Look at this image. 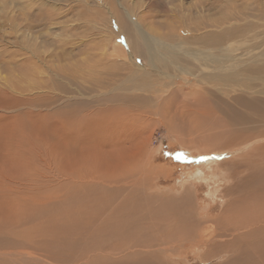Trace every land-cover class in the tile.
<instances>
[{"label":"rangeland","instance_id":"rangeland-1","mask_svg":"<svg viewBox=\"0 0 264 264\" xmlns=\"http://www.w3.org/2000/svg\"><path fill=\"white\" fill-rule=\"evenodd\" d=\"M121 5L143 23L144 30L151 36L167 43H162L159 51L170 62L156 55L149 60L147 43L123 15ZM238 6L241 9H237ZM114 11L124 18L119 16L121 19L116 21L117 16L111 14ZM223 20L228 22L204 28ZM119 22L125 23L119 25ZM202 23L206 25L190 31ZM228 27L239 30L221 39H207L209 33H220ZM114 44L119 51H115ZM22 46L36 50L40 47L39 58ZM222 65L229 67L223 69ZM224 70L243 74L236 78L238 82L222 80L226 76L217 79V72ZM142 75L147 76L146 82L138 79ZM127 83L130 85L126 86ZM263 94L264 0H0V236L3 237L0 239V264H20L14 257L31 255L40 257L39 264H54L56 260L55 264H73L70 253L78 251L81 254L84 242L88 247L102 243L101 250L109 252H103L106 259H101L102 264H109L107 254L113 253L110 251H114L111 257H125L123 261L118 259V264H148L145 257L150 256V252L154 255V251L158 255L156 264H260L257 259H264V251L259 256L257 248L242 250L233 244L219 248L218 241L224 237H211L214 227L226 223L219 220V214L227 199L221 191L229 182H217L219 189L214 192L208 180L196 175V170L203 158L219 153L222 154L219 161H230L228 158L242 156L257 144L247 146L253 141L250 140L241 145L247 138L263 135ZM240 98L241 102H246L242 103L246 109L240 104ZM257 113L262 116L257 117ZM229 115H239L238 122L235 118L231 120ZM81 126L82 131L86 129L85 142L80 139L83 134H79L78 127ZM114 137L126 142L128 145L122 147L128 146V149L114 147L117 151L110 154ZM100 142L101 146L96 145ZM238 149L243 150L236 152ZM134 150L136 152L131 153ZM89 152L99 153L97 158L101 162L95 166L98 170L90 165L97 155L94 157ZM260 153L256 158L263 161L264 151ZM118 156L124 158L125 166L114 164L120 161ZM84 159L87 162L83 163ZM261 167L264 168V164L251 169L247 167L245 175L258 178L255 186L263 189H260L259 200L264 202V175L256 172ZM106 169L109 170L106 172ZM81 170L90 175L93 170L99 173L105 170V173L89 180L92 182L87 180L89 183L84 186V179L76 178L75 174ZM236 171L240 169L235 168L233 173ZM239 185L243 186L240 182L238 190L230 191L233 200L243 193V187L241 189ZM119 186L116 189H122L124 195L129 188L128 199L120 198L122 194L117 195L121 191H115V187ZM183 190L189 196H183ZM174 196L176 199L183 197L176 200V207L181 210L174 207ZM116 199L118 203L124 199L127 205L116 204ZM184 200L189 203L185 204ZM186 211L204 225L203 228H192L198 234L182 233V220L191 215ZM233 212L229 213L231 217L237 213L233 217L241 218L238 212ZM167 214L178 216L177 222L172 224L178 232L171 227L166 230L162 227L164 221L170 223ZM260 214L258 218L261 219L264 209ZM95 216L99 221L97 226L102 228L92 235L94 227L89 228L88 223L94 224ZM148 221L155 225H149ZM114 227L116 231L112 229ZM139 228H142L140 232ZM149 230V234L144 232ZM56 235L62 237L56 238ZM147 236L151 239L148 241L155 239L157 243L144 242ZM192 236L200 238L193 242ZM29 237L40 241L31 242ZM185 237L189 240L181 245L179 241ZM212 238L216 242L211 241ZM101 239H105L104 242ZM122 240L124 245L128 241L134 243L128 242L130 248H126L120 245ZM197 240L200 243H196ZM135 241L145 243L135 246L139 252L133 249ZM153 244L167 249L153 248ZM114 245L117 247L112 248ZM119 246L126 249L122 251L120 247L117 252ZM144 246H147L146 250ZM93 247L100 253L99 244ZM208 250L211 253L206 255ZM161 257L166 262L161 261ZM90 260L86 259L94 264L96 262L92 260L98 259Z\"/></svg>","mask_w":264,"mask_h":264},{"label":"bare ground","instance_id":"bare-ground-1","mask_svg":"<svg viewBox=\"0 0 264 264\" xmlns=\"http://www.w3.org/2000/svg\"><path fill=\"white\" fill-rule=\"evenodd\" d=\"M121 1V0H120ZM120 4V3H119ZM234 7V6H233ZM241 7H242V5H241ZM117 8V7H116ZM121 8H122V12H123V15L124 16H126L127 18H128V20H130L129 22L132 24V26L133 27H135L136 28V30L139 32V34H140V36L142 37V39L145 41L144 43L146 44L147 43V46L149 47V50H148V52H147V57L149 58V60L153 57L154 58V56L156 55V56H161V58L162 59H165L166 61H168V62H170V60H167L166 58H165V56L162 54V53H160V51H159V49H161V48H159L161 45H162V43L163 44H167L166 42H164V41H161V40H159L158 38H155V36H151L152 34L151 33H149L147 30V32L144 30V28L145 27H143L144 25H143V23L139 20V19H134L129 13H130V11H129V9L126 7V6H122L121 5ZM234 8H236V7H234ZM238 8H240V6H238L237 7V9ZM241 9V8H240ZM116 10V9H115ZM234 10H236V9H234ZM242 10H243V7H242ZM117 11V10H116ZM116 11H114V12H111V14H112V16L113 17H115L116 18V14H115V12ZM239 11V10H238ZM237 11V12H238ZM263 12V11H262ZM117 13H118V11H117ZM120 14H122V13H120ZM241 14V13H240ZM119 16H121V15H119ZM119 16H117V19H115L116 21H118L119 19H121V18H124L123 16H121V18L119 17ZM236 17V16H235ZM136 18V17H135ZM236 21H237V19H235ZM228 21L227 20H223V21H219V22H217V24L216 25H208V26H206V27H204L205 25H206V23H202L201 24V26H199V27H197V28H194L193 30H190V31H196V30H198V29H200L201 27H204V28H207V27H215V26H217L219 23H221V24H225V23H227ZM109 23V22H108ZM120 23V22H119ZM123 23H125V22H121L119 25H123ZM143 25V26H142ZM131 26V27H132ZM149 26V25H148ZM127 27V26H126ZM125 27V28H126ZM132 27V28H133ZM235 27H228V28H226V29H224L222 32H220V33H216V34H214L213 32H211V33H209V36L207 37V39H211L212 37H215V38H213V39H221L223 36H227V35H229V34H233L232 33V31L233 32H235V30L237 29V28H235ZM20 29V28H19ZM123 29V28H122ZM121 29V30H122ZM146 29V28H145ZM127 30V29H126ZM135 30V31H136ZM237 30H239V29H237ZM124 31V30H123ZM136 31V32H137ZM237 32V31H236ZM235 32V33H236ZM18 33V32H17ZM136 34H138V33H136ZM23 35V34H22ZM107 36V35H106ZM134 36H135V34H134ZM139 36V35H138ZM25 37V36H24ZM157 37V36H156ZM141 39V40H142ZM136 40H138V39H136ZM139 40H140V38H139ZM211 41V40H210ZM26 43L28 44V45H30V41L29 40H27L26 41ZM164 46V45H163ZM23 48L22 49H26L27 51H29L32 55H34V56H36L37 58H39V56L38 55H40V47H37V50L36 49H33V48H31V49H28V48H26V47H24V46H22ZM171 47V46H170ZM114 48H115V51H119V48L117 47V45L116 44H114ZM173 48H175V45H174V47ZM172 48V49H173ZM147 50V49H146ZM175 50V49H174ZM145 52V51H144ZM21 54H23V53H20V55ZM168 54H166V56H167ZM140 56H142V55H140ZM122 57V56H121ZM10 58V57H9ZM131 60V59H130ZM129 60V61H130ZM145 60V59H144ZM156 61V60H155ZM213 61H215V60H213ZM236 61V60H235ZM238 61H240V60H238ZM242 61V60H241ZM153 63V62H152ZM237 63H239V62H237ZM240 65H241V63H239ZM15 65V63L12 65V66H14ZM149 65V64H148ZM226 65H222V68L223 69H227L229 66H227V67H225ZM178 67V66H177ZM243 73H240L239 71H236V72H230V71H219V72H217V74H216V76H218V78L217 79H221L222 78V76H226V78H222V80H236V78H238V77H241V75H242ZM202 78H204V77H207V75H200ZM138 77V76H137ZM138 79L140 80V81H142V82H146L148 79H147V76H145V75H142V76H140V77H138ZM205 80H207V79H205ZM242 81V80H241ZM130 82V81H129ZM219 82H221V81H219ZM223 82L224 81H222L221 83L223 84ZM236 82H238L237 80H236ZM235 82V83H236ZM256 82V81H255ZM136 83H137V81H136ZM228 83H230L229 81H228ZM232 83V82H231ZM234 83V85H236ZM257 83V82H256ZM130 84H126V86H129ZM220 85V84H219ZM132 86V85H131ZM261 87V86H260ZM256 89H258V88H256ZM264 95V94H263ZM255 97V96H254ZM60 98V97H59ZM126 98V97H125ZM236 98H237V96H236ZM235 98V99H236ZM56 99H58V97H56ZM170 99H172V98H170ZM233 99V98H232ZM234 99V100H235ZM243 99H245L244 97H243ZM254 99V98H253ZM262 99V98H261ZM260 99V103H261V101H263V99L261 100ZM111 100V99H110ZM242 101V99L240 98V104H242V103H246V102H241ZM235 103H236V101H235ZM263 103V102H262ZM261 103V104H262ZM237 105V104H236ZM243 105V104H242ZM238 106H240V105H238ZM255 106L257 107V105L255 104ZM241 107V106H240ZM239 107V108H240ZM243 107H245L244 105H243ZM260 107V106H259ZM261 107H262V105H261ZM235 109L237 108V107H234ZM250 108H252V107H250ZM238 109V108H237ZM245 109H246V107H245ZM249 109V108H248ZM256 109V108H255ZM260 109H262V108H260ZM228 110V109H227ZM250 110H254V109H250ZM263 110H264V107H263ZM262 110V112H264ZM236 111V110H235ZM240 111V110H239ZM238 111V112H239ZM258 111V110H257ZM261 111V110H260ZM228 112V111H227ZM229 112H231V111H229ZM228 112V113H229ZM238 112H236V113H238ZM241 112V111H240ZM176 113V112H175ZM242 114H244V112H241ZM174 114V113H173ZM230 115H232V112L231 113H229ZM241 114V115H242ZM250 113H248V115H249ZM252 114V113H251ZM258 114V113H257ZM229 115V118L232 120L233 118H235L236 120L237 119H239L238 117H240L239 115H238V117H236L235 115H233V116H235V117H232V116H230ZM260 114H258L257 115V117L259 116ZM251 116V115H250ZM252 116H254V115H252ZM256 116V115H255ZM260 116H262V115H260ZM257 117H255V118H257ZM248 118V117H247ZM254 118V117H253ZM128 119V118H127ZM241 119V118H240ZM244 120V119H243ZM260 121H262V120H260ZM79 122V121H78ZM237 122H238V120H237ZM240 122H242V121H240ZM244 122V121H243ZM242 122V123H243ZM245 122H247V120H245ZM263 122V121H262ZM80 123V122H79ZM260 123V122H259ZM245 124V123H244ZM85 125V124H84ZM122 125V124H121ZM118 126V125H117ZM241 126V125H240ZM263 126H264V122H263ZM79 129H80V131H79V134H81V132H82V134H83V136H81L80 137V139L81 140H83L84 141V139H85V133H86V129L84 130V131H82L83 130V128H82V126H81V128L80 127H78ZM114 130V129H113ZM57 134H58V131L56 130L55 131V135L57 136ZM261 134H263V135H260V136H258V137H252V138H247V139H245V141L243 142V143H241V145L242 144H244V143H246V142H248V141H250V140H253L252 142H248L246 145L247 146H251V145H253V144H255V143H257L256 145H254L252 148H250L248 151H246V152H244V153H242V154H244V155H242L241 156V154H239V155H237V156H234V157H231V158H228L230 161H227V159H225V160H222V161H219L220 160V157L222 156V154H219V153H216L213 157H210V158H203V159H201L203 162L202 163H199L200 165H199V167L197 168V170H196V175H198L199 177H201V179L202 178H204V179H206V180H208V183H209V185H211L212 186V189H213V191L215 192V191H217L219 188H218V186H217V182H219V181H223V180H226V181H228L229 182V185H227L221 192H222V194H223V196L226 198L227 197V199H226V201L225 202H223V206H222V209H221V213L219 214L220 215V218H219V220H223V221H226V223H224V224H220L221 226H219V227H214V229L212 230V233L213 234H211V237H213V236H216V237H224L223 238V240H220V241H218L221 245L219 246V248H222V247H225L227 244H233V245H236L237 247L238 246H240L239 248L241 249L242 248V250H244V248H248L249 249V251H253V249H256L257 250V254L259 255V256H261L262 255V253H263V251H264V217L263 218H258L261 214H260V212H261V210H263L264 208V202H260V200H259V198H260V195H261V190H263V189H261V187H260V189H259V187H257V186H255V184L256 183H258V182H256L257 181V179H254V178H252V176H250L252 179H249V178H247L246 177V168L248 167L249 169H251V168H253V167H256V166H259V165H263L264 164V157H261L262 158V160L263 161H261V160H257V158H256V156L258 155V152H263L264 151V144H263V141H264V132H262ZM116 137V136H115ZM115 137L111 140V146L113 147V148H110V154H112L111 152H113V150H114V147H115V149H117V148H122V149H125L126 147V149H128V146H125L124 148L122 147V146H124V145H126L127 143L125 142V143H123V142H121V140L120 141H118L117 139H115ZM250 137V136H249ZM228 138V137H227ZM85 142V141H84ZM143 143H144V141H142ZM260 142V143H259ZM136 143V142H135ZM140 143V142H139ZM262 143V144H261ZM56 144H57V142H56ZM261 144V145H260ZM96 145H102L101 144V142H100V144H96ZM96 145H93V147L95 148L96 147ZM128 145V144H127ZM86 146H88L87 145V143H86ZM97 146V147H98ZM140 146V145H139ZM232 146V145H231ZM240 146V145H239ZM243 146V145H242ZM57 147V146H56ZM96 147V148H97ZM103 147V146H102ZM117 147V148H116ZM143 147V146H142ZM138 148H141V147H138ZM98 149H99V147H98ZM103 149V148H102ZM209 148H206V150H208ZM56 150H57V148L55 149V151H54V154L56 153ZM99 150H101V147H100V149ZM119 150V149H118ZM136 150H138V149H136ZM140 150V149H139ZM215 150V149H214ZM219 150V149H218ZM241 150H243V149H238V150H236V152H238V151H241ZM89 151V150H88ZM114 151H117V150H114ZM210 151V150H209ZM87 152V151H86ZM135 153L136 151L134 150V151H131V153ZM90 153V152H89ZM106 153V152H105ZM120 153V152H119ZM231 152H228V154H230ZM260 153V154H261ZM90 154H92V156H96L95 158L96 159H93L94 160V163H93V161L90 163V165L91 166H93L95 169H97V167H95V166H97L98 165V163H99V161H100V159H98L97 157H99V153H94L95 155H93V152L92 153H90ZM114 154H116L115 152H114ZM128 154V153H127ZM200 154H202V153H200ZM210 154V153H209ZM103 155V154H102ZM132 155V154H131ZM130 155V156H131ZM262 155H264L263 153H262ZM122 156H124V155H122ZM121 156V157H122ZM260 156V155H259ZM87 157V156H86ZM93 157V158H94ZM113 158V157H112ZM118 160H120V161H117V160H114V161H117V162H115L114 164H116V163H121V166L123 165V166H125L126 164V162H123V159L121 160L120 159V157L118 156ZM131 158H132V156H131ZM102 159V158H101ZM129 159V158H128ZM246 159V160H245ZM127 160V159H126ZM243 160H245V162L243 161ZM248 160V161H247ZM85 161L87 162V159H84V161H83V163H85ZM125 161V160H124ZM238 161V162H237ZM246 161H247V163H246ZM101 162V161H100ZM108 162V161H107ZM111 162V161H110ZM123 162V163H122ZM77 164V163H76ZM101 164V163H100ZM112 164V163H111ZM113 164V165H114ZM231 164V165H230ZM89 165V166H90ZM109 165V164H108ZM234 165V166H233ZM116 166H119V165H116ZM122 166V167H123ZM243 166H244V168H243ZM100 167V166H99ZM98 167V168H99ZM101 167H103V166H101ZM100 167V169H104V168H101ZM233 167H235V168H237V169H240V171H236V173H233L234 171H235V168H233ZM88 168V167H87ZM108 168V167H107ZM242 168H243V170H242ZM123 168H121L120 170H122ZM98 170V169H97ZM107 170H109V169H106V172H107ZM117 170V169H116ZM260 171H256L257 173H259V174H263L264 175V168H262L261 167V169H259ZM86 171V170H85ZM111 171V170H110ZM118 171V170H117ZM116 171V172H117ZM252 171H255V170H252ZM77 172V171H76ZM87 173H84V171L82 172V170L81 171H78L77 173H75L76 174V178H78L79 177V179L80 180H82V179H84V181H82V183L84 184V183H86V182H88L90 179H94L95 177L97 178V177H101L104 173H105V170L103 171V173H99V172H96V171H94L93 170V172H92V175H90V174H88V171H86ZM240 172H242V174L240 173ZM119 173V172H118ZM122 173V172H121ZM237 173H240L241 174V176L239 177V180H236V176H237ZM251 173V172H250ZM111 174V173H110ZM117 174V173H116ZM236 174V175H235ZM258 174V175H259ZM108 176V175H107ZM117 176V175H116ZM121 176V175H120ZM249 176V175H248ZM112 176H110V178H111ZM197 177V176H196ZM195 177V178H196ZM110 178H108V179H110ZM139 178H141V177H139ZM194 178V179H195ZM198 178V177H197ZM197 178H196V180H197ZM262 178V177H261ZM102 179V178H101ZM137 179V178H136ZM135 179V180H136ZM88 180V181H87ZM132 180V179H131ZM79 181V180H78ZM96 181H98V180H96ZM124 181V180H123ZM139 181V179H137V182ZM242 181H243V184H242ZM259 181V180H258ZM89 182H92V181H89ZM88 182V183H89ZM105 182V181H104ZM136 182V181H135ZM240 182H241V186L243 187V189H242V187H240V185H239V187L243 190V193L241 194V196H239L237 199L235 198L234 200L232 199V197L231 196H233V195H231V190H236L237 189V186H238V184H240ZM256 182V183H255ZM99 183H103V182H99ZM99 183H97V185H101V184H99ZM105 183H108V182H105ZM111 183H112V181H111ZM145 183V182H144ZM109 184V183H108ZM252 184L255 186V187H252ZM260 184V183H259ZM76 185H78V184H76ZM86 184H84V186H85ZM103 185H105V184H103ZM136 185V184H135ZM138 185V184H137ZM141 185V184H140ZM258 185V184H257ZM107 186H109V185H107ZM106 186V187H107ZM112 186V185H111ZM111 186H109V187H111ZM121 186V185H120ZM120 186L119 187H115V189L116 188H120ZM238 187V188H239ZM257 187V188H256ZM122 188V187H121ZM124 188V187H123ZM146 188V187H145ZM191 188V187H190ZM239 188V189H240ZM257 189L256 191L255 190H253V189ZM76 189H78V188H76ZM99 189V188H98ZM112 189V188H111ZM129 189V188H128ZM127 189V192H126V189H123V190H125V195L123 194V192H122V189L121 190H119V189H116L115 191H121V192H119L118 194L117 193H114V194H117V195H124L125 197H122V195H121V197L120 198H127L128 199V197H126V194L127 193H129V191L130 190H128ZM143 190L142 191H145L144 190V188H142ZM149 189V188H148ZM107 190V189H106ZM106 190H103V191H106ZM113 190V189H112ZM134 190H135V192H137L138 193V191H137V189L136 188H134ZM139 190V189H138ZM187 190V189H186ZM186 190H183V191H185V194H183V196L185 195V197L186 196H189V194H188V192L186 191ZM191 190V189H190ZM238 190V189H237ZM74 191V190H73ZM101 191H102V189H101ZM212 191V192H213ZM241 191V190H240ZM234 192H236V191H234ZM237 192H239V191H237ZM107 193H109V192H107ZM137 193H135L134 195H135V197L137 196L136 194ZM143 193V192H142ZM181 193H183V192H181ZM189 193H190V191H189ZM144 194V193H143ZM146 194V193H145ZM239 194V193H238ZM117 195H115V196H117ZM132 195V194H131ZM131 195H129V196H131ZM149 195V194H148ZM148 195H146L147 197H148ZM119 196H117V197H119ZM153 197H154V195H152ZM222 196V195H221ZM108 197V196H107ZM116 197V198H117ZM134 197V196H133ZM138 197V196H137ZM137 197H136V199H137ZM141 197V196H140ZM177 197V196H176ZM179 197V196H178ZM182 197V196H181ZM181 197H179V198H181ZM120 198H119V200L118 201H120ZM149 198V197H148ZM155 198V197H154ZM174 198H175V196H174ZM179 198H175V205H174V207L175 208H179V207H176V200H180ZM183 198V197H182ZM98 197H97V201H98ZM129 199H131V198H129ZM134 199V198H133ZM150 199V198H149ZM149 199L147 200V201H149ZM156 199V198H155ZM154 199V200H155ZM157 199H159V198H157ZM156 199V200H157ZM150 200H152V199H150ZM155 200V201H156ZM187 200L189 201V199L187 198ZM115 201H117V199L115 200ZM118 201L116 202V204L118 203ZM124 201V199H122V203H124V205H127V204H125L126 203V201L125 202H123ZM128 201V200H127ZM136 201V200H135ZM138 201V200H137ZM233 201H235V202H233ZM101 202H103V200L101 201ZM106 202V201H105ZM121 202V201H120ZM173 202V201H172ZM184 202H185V204L186 203H189V202H186L185 200H184ZM114 203V202H113ZM122 203H118V204H122ZM165 203V202H164ZM174 203V202H173ZM169 204V203H168ZM181 204H183V205H185L184 203H181ZM99 205V204H98ZM112 205V204H111ZM178 205H180L179 204V202H178ZM106 206H108V205H106ZM114 206V205H113ZM122 206V205H121ZM121 206H119V207H121ZM131 206V205H130ZM159 206V205H158ZM189 207H191L190 205H188ZM188 206H186V207H188ZM104 207V206H103ZM109 207V206H108ZM107 207V208H108ZM115 207V206H114ZM132 207H133V205H132ZM99 208V207H98ZM232 208H237V210H235V209H232ZM126 209V208H125ZM158 209H160V208H158ZM187 209H190L191 210V208H187ZM116 210V209H115ZM114 210V211H115ZM150 210V209H149ZM179 210H181V208H179ZM231 210H233V211H231ZM257 210H259V212H257ZM99 212V211H98ZM103 211H101V213H102ZM116 212V211H115ZM149 212V211H148ZM187 213H189V214H191L190 212H188V211H186ZM194 212V211H193ZM192 212V213H193ZM230 212H233V213H235V212H238V214H239V216L241 217V218H238V217H233L235 214H237V213H235V214H233V216L231 217L230 215H229V213ZM122 213V212H121ZM126 213H127V211H126ZM139 213V212H138ZM167 213H168V211H167ZM177 213V212H176ZM176 213H174V214H176ZM257 213V214H256ZM259 213V214H258ZM110 214H112V213H110ZM125 214V213H124ZM128 214V213H127ZM163 215H165L164 213H162ZM161 214V215H162ZM174 214H171V215H169L168 216V214H167V217H169L168 219L170 220V223H165L166 221H164V220H162V221H164V225L162 226V227H164V229L166 230L167 228L166 227H171V228H173L172 227V224L173 223H176L177 222V220H178V216H176V215H174ZM182 214V213H181ZM231 214V213H230ZM113 215H115V213L113 214ZM113 215H112V217H113ZM126 215V214H125ZM183 215V217L184 216H186L187 217V215L186 214H182ZM93 216H94V214H93ZM101 216H102V214L99 216L100 217V220L102 219L101 218ZM105 216H107V215H105ZM137 216H138V214H137ZM238 216V215H237ZM88 218V217H87ZM98 219V217H94L93 218V222H95L94 224H92V222H90L89 221V223H88V225H89V228H91L90 226H93L94 228H93V233H91L92 235H94V233H98V231H99V229H100V227L102 228V226H100V227H98L97 226V223H99V221H97V219ZM109 218V217H108ZM182 218V217H181ZM193 218V219H192ZM106 219V218H105ZM104 219V221H106ZM123 219V218H122ZM121 219V220H122ZM156 219V218H155ZM168 219H166V220H168ZM180 219V218H179ZM191 219V220H190ZM237 219V220H236ZM102 221V220H101ZM104 221H103V224H104ZM107 221H108V219H107ZM150 221H152V219L150 220ZM150 221H148L147 223L150 225V224H152V225H155L154 224V222H150ZM88 222V221H87ZM112 222V221H111ZM132 222H133V220H132ZM150 222V223H149ZM159 222H161V221H159ZM169 222V221H168ZM182 222H183V226H184V230L182 231L181 229H179V230H181L182 231V233H184V234H186V235H191V234H193V233H195V232H197V231H194V230H196L195 228H194V230H192V228L194 227V226H197V227H199V228H203L204 227V225L203 224H201L200 223V221L198 220V219H196L195 218V216H193L192 214L189 216V218H187V219H183L182 220ZM121 222H119V226L121 225L120 224ZM215 223V222H214ZM84 224H86V223H84ZM143 225L144 224H146V221H145V223H142ZM147 224V225H148ZM181 224V223H180ZM87 225V224H86ZM86 225H84V228H85V226ZM105 226H107V223L105 222V224H104ZM118 225H117V227H118ZM159 225V224H158ZM177 225H178V223H177ZM130 226V225H129ZM129 226H128V228H129ZM132 226V225H131ZM130 226V227H131ZM136 226V225H135ZM174 226H175V224H174ZM108 227V226H107ZM112 227V226H111ZM137 227V226H136ZM135 227V228H136ZM140 227V226H139ZM150 227H152V226H150ZM159 227V226H158ZM106 230L108 229V231H110V229L109 228H106V227H104ZM103 228V229H104ZM120 228V227H119ZM119 228H118V230H119ZM122 228V227H121ZM134 228V229H135ZM147 228V227H146ZM153 229H156V228H154V227H152ZM88 229V227H86V230ZM92 229V228H91ZM104 229V230H105ZM112 229H115V227L114 228H112ZM125 229V228H124ZM140 229H142V228H139V232L141 231ZM149 229V228H148ZM147 229V230H148ZM159 229V228H158ZM163 229V230H164ZM174 230H175V233H176V229H175V227L173 228ZM19 230H21V229H19ZM88 230H90V229H88ZM133 230V229H132ZM136 230H137V228H136ZM171 230V229H170ZM202 230V229H201ZM23 231H24V228L22 229V233H23ZM27 231H29V229H27ZM90 231H92V230H90ZM103 231V230H102ZM115 231H116V229H115ZM120 231V230H119ZM134 231V230H133ZM132 231V232H133ZM150 231L151 230H149V232H147V231H144V232H146V233H150ZM157 231V230H156ZM5 232V231H4ZM14 232V231H13ZM80 232V231H79ZM105 232V231H104ZM128 232H130V231H128ZM127 232V233H128ZM173 232V231H172ZM172 232H171V234H172ZM178 232V231H177ZM199 232V231H198ZM7 233V232H6ZM73 233H76V232H73ZM81 233V232H80ZM83 233V232H82ZM103 233V232H102ZM113 233H114V230H113ZM181 233V232H180ZM180 233H178V234H180ZM203 233H204V231H203ZM19 234H20V232H19ZM49 234V233H48ZM91 234H89L90 235V237H92V235ZM104 234V233H103ZM142 234V233H141ZM154 234V233H153ZM152 234V236H154ZM160 234L161 233H158L157 235H159L160 236ZM195 234H198V233H195ZM201 234V233H200ZM37 235V234H36ZM36 235H34L33 237H35ZM77 235H79V233H77ZM102 235V234H101ZM111 235H113L112 233H111ZM123 235H125V234H123ZM151 235V234H150ZM149 235V236H150ZM163 235V234H162ZM31 236V235H30ZM42 236V235H41ZM41 236H38V238H41ZM60 237H62L61 235H59ZM59 236L58 235H56V238H59ZM140 236V235H139ZM149 236H147L148 238H145V239H143V240H147V239H150L149 238ZM166 236V235H165ZM164 235H163V237H165ZM204 236V235H203ZM83 237H85L84 235H83ZM112 237V236H111ZM120 237V236H119ZM141 238L142 237H146V236H140ZM155 237V236H154ZM158 237V236H157ZM181 237H182V235H181ZM207 237H209V236H207ZM216 237H215V240H216ZM1 238H3L2 236H0V239ZM11 238V240H13L12 238L13 237H10ZM9 238V239H10ZM29 238H31V237H29ZM28 238V239H29ZM42 238H44L43 236H42ZM103 238V237H102ZM162 238V237H161ZM166 238V237H165ZM174 238H176L175 236H174ZM178 238H179V236H178ZM190 238V237H189ZM198 238H200V236L198 237V236H192L191 237V239L193 240V242H195V239H198ZM205 238V237H204ZM27 239V240H28ZM34 239H36V238H34ZM114 239V238H113ZM115 239H117V237L115 238ZM120 239H123V238H121L120 237ZM153 239V238H152ZM177 239V238H176ZM214 238H212V240L211 241H214L213 240ZM4 240V239H3ZM18 240V239H17ZM29 240H31V242L32 241H34V242H37L39 239H37V240H33L32 238L31 239H29ZM28 240V241H29ZM103 240H105V239H101L100 241H103ZM119 240V239H118ZM118 240H116V241H118ZM133 240V239H132ZM151 240V239H150ZM167 240V239H166ZM165 240V242L167 243V244H169L167 241ZM180 240V239H179ZM186 240H189V239H186V237L185 238H183L182 240H180L179 241V243L182 245V243L184 242V241H186ZM40 241V240H39ZM116 241H114V242H116ZM123 241V240H122ZM121 241V242H122ZM134 241V240H133ZM136 241H137V239H136ZM135 241V243L136 244H134V247H133V249H135V246H137V244L139 243H137ZM156 241V243H157V240H155L154 239V241L152 242V241H144V242H146V243H149V242H152V243H154ZM178 241V240H177ZM191 241V240H190ZM198 241V240H197ZM1 242H4V241H1ZM13 242H14V240H13ZM31 242H29V243H31ZM104 242V241H103ZM128 242H130V241H128ZM126 243V241H125V245L123 244L124 243V241L120 244V245H124L123 247H128V248H130L129 246H128V244H130V243ZM141 242V241H140ZM143 241L141 242L143 245H145V243H144ZM214 242H216V241H214ZM24 243V242H23ZM25 243H27V242H25ZM38 243V242H37ZM40 243V242H39ZM45 243V242H44ZM132 243H134V242H132ZM131 243V244H132ZM141 243H139L140 245H141ZM196 243H200V241H198V242H196ZM99 244V248H100V253H96V250H94V249H96V248H94V247H96V245H98ZM113 244V243H112ZM119 243H117L116 242V245H118ZM138 244V245H139ZM162 244V243H161ZM167 244H165V245H167ZM1 245V244H0ZM30 245V244H29ZM93 248L94 249H92V247L90 248V247H88V245H86L85 244V242H84V245H83V247L82 248H80V249H82V250H80V253L81 254H79L78 253V251L77 252H74V254L75 253H78V254H76V255H74V254H72V253H70V258L69 257H67V258H69L70 259V263H72L73 262V264H82L84 261L85 262H87L86 261V259H98L97 261L95 260H92L93 262H96V263H94V264H102V260L101 259H103V260H105L106 258H104V255H103V252L105 251H102L101 249H102V243H97ZM127 245V246H126ZM149 245V244H148ZM147 245V246H148ZM154 245V244H153ZM215 245V244H214ZM3 246V245H2ZM25 246H27V245H25ZM111 246V245H110ZM110 246H108V248H110ZM133 246V245H132ZM131 246V247H132ZM147 246H144V250H146L145 249V247H147ZM150 246V245H149ZM148 246V247H149ZM216 246H217V244H216ZM229 246V245H228ZM4 247V246H3ZM50 247V246H49ZM114 247H117V246H112V248H114ZM120 247L121 246H119V248H117V252H118V250L120 249ZM123 247H121L122 249H123ZM141 247V246H140ZM153 248H158L159 250H161V249H167V247H165V246H163V245H154V246H152ZM218 247V246H217ZM25 248V247H24ZM98 248V247H97ZM110 249V250H113V249ZM125 248V249H126ZM208 248V247H207ZM215 247H210V249H214ZM218 248V249H219ZM226 248H228V247H226ZM234 248H236V247H234ZM125 249H123L122 251H124ZM142 249V248H141ZM140 249V250H141ZM158 249H157V251H158ZM229 249V248H228ZM231 249H232V247H231ZM263 249V250H262ZM10 250V249H9ZM108 250V249H107ZM132 250V249H131ZM135 250H139L138 248L137 249H135ZM144 250L142 249L141 250V252H143V253H145L144 252ZM152 250V249H151ZM29 251V250H28ZM128 251H129V249H128ZM202 251V250H201ZM228 251H230V250H228ZM232 251V250H231ZM235 251V250H234ZM2 252V251H1ZM106 252V251H105ZM110 252H113L114 253V251H110ZM139 252V251H138ZM148 252V251H147ZM153 252V251H152ZM207 252H209V253H207L206 255H209L211 252H210V250H208ZM247 252V251H246ZM106 253H109V252H106ZM113 253H110V254H107V257H109L107 260H109L108 261V263L109 264H118V259H120V260H122V258L124 257L121 253V255H122V258H121V256L120 257H114V256H112L111 257V255H114ZM154 253V255L150 252V256H148V257H145V260L147 261V262H149L148 264H156V262L158 261L157 260V252L156 251H154L153 252ZM203 253V252H202ZM8 254V253H7ZM14 254V253H13ZM125 255H129L130 256V254L129 253H124ZM264 254V253H263ZM10 255V254H9ZM106 255V254H105ZM132 255H141V254H135V253H133ZM147 255H149V254H146V256ZM212 255H214V254H212ZM226 255H227V253H226ZM5 256V257H4ZM4 256H3V258L4 259H6V255L4 254ZM11 256H13L14 257V255H11ZM20 256V255H19ZM211 256V255H210ZM216 256V255H215ZM58 257V256H57ZM61 258H62V255L60 256ZM99 257H100V259H99ZM140 257V256H139ZM207 257V256H206ZM212 257H214V256H212ZM8 258H10V257H8ZM12 258V257H11ZM40 257H35V256H33V255H31L30 257H26V256H21V257H14V260L17 262V263H19L20 262V264H39L40 262H39V259ZM125 258V257H124ZM143 258V257H142ZM2 259V258H1ZM62 259H64V258H62ZM128 259V258H127ZM127 259H124L125 261H127ZM135 259H137L136 257H135ZM251 259V258H250ZM65 260V259H64ZM90 260V261H91ZM119 260V261H120ZM160 260L161 261H165L162 257L160 258ZM228 260H229V258H228ZM253 260H256V259H253ZM257 260H260V261H257V263L259 262L260 264H264V259H257ZM123 261V260H122ZM252 261V260H251ZM12 262V261H11ZM56 262H57V260H56ZM55 262V263H56ZM106 262V261H105ZM166 262V261H165ZM12 263H14V262H12ZM54 263V264H55ZM59 263V262H58ZM88 263V262H87ZM120 263V262H119ZM59 264H61V263H59ZM88 264H91V263H88ZM93 264V263H92ZM105 264H107V263H105ZM252 264V263H251Z\"/></svg>","mask_w":264,"mask_h":264}]
</instances>
